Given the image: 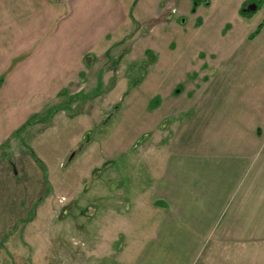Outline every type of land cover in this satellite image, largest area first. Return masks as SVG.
<instances>
[{
	"label": "rangeland",
	"instance_id": "1",
	"mask_svg": "<svg viewBox=\"0 0 264 264\" xmlns=\"http://www.w3.org/2000/svg\"><path fill=\"white\" fill-rule=\"evenodd\" d=\"M28 1L19 19L31 18ZM80 1V14L77 0L46 1V35L61 67L69 47L71 79L56 95L58 77L41 86L49 103L19 131L0 128V264H135L158 234L154 173L197 140L177 99L191 106L233 67L264 65L246 43L262 12L243 11L258 0Z\"/></svg>",
	"mask_w": 264,
	"mask_h": 264
},
{
	"label": "crops",
	"instance_id": "2",
	"mask_svg": "<svg viewBox=\"0 0 264 264\" xmlns=\"http://www.w3.org/2000/svg\"><path fill=\"white\" fill-rule=\"evenodd\" d=\"M46 1H24L32 16L19 19V0H0V128L6 136L49 103L50 91L38 92L41 86L55 90L58 77L56 95L71 79L63 72L69 47L61 67L55 35H46L55 20ZM53 1L60 9L63 0ZM82 3L77 0V14ZM256 10L262 12L261 27L247 35L246 43L255 41L247 52L263 60L264 0ZM110 32L107 27L86 33ZM242 64L224 80L208 82L207 98L197 97L191 106L177 99V113L192 114L197 140L169 150L154 173L159 192L153 204L159 207L151 210L160 217L158 234L142 246L135 264H264V65Z\"/></svg>",
	"mask_w": 264,
	"mask_h": 264
},
{
	"label": "water",
	"instance_id": "3",
	"mask_svg": "<svg viewBox=\"0 0 264 264\" xmlns=\"http://www.w3.org/2000/svg\"><path fill=\"white\" fill-rule=\"evenodd\" d=\"M255 8H256V6L250 4L243 11L244 12L253 11V10H255Z\"/></svg>",
	"mask_w": 264,
	"mask_h": 264
},
{
	"label": "trees",
	"instance_id": "4",
	"mask_svg": "<svg viewBox=\"0 0 264 264\" xmlns=\"http://www.w3.org/2000/svg\"><path fill=\"white\" fill-rule=\"evenodd\" d=\"M260 27H261V24L258 25L257 29L255 30V33L253 35H250V36L251 37L254 36L259 31Z\"/></svg>",
	"mask_w": 264,
	"mask_h": 264
},
{
	"label": "flooded vegetation",
	"instance_id": "5",
	"mask_svg": "<svg viewBox=\"0 0 264 264\" xmlns=\"http://www.w3.org/2000/svg\"><path fill=\"white\" fill-rule=\"evenodd\" d=\"M192 5H194V3L192 2ZM195 7H197L198 5H197V3H196V5H194ZM256 9V8H255Z\"/></svg>",
	"mask_w": 264,
	"mask_h": 264
}]
</instances>
